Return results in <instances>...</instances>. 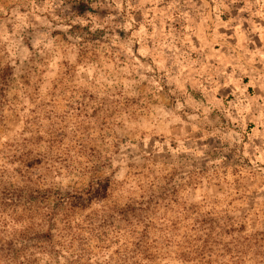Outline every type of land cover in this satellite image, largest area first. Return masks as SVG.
Listing matches in <instances>:
<instances>
[{
  "label": "rangeland",
  "instance_id": "1",
  "mask_svg": "<svg viewBox=\"0 0 264 264\" xmlns=\"http://www.w3.org/2000/svg\"><path fill=\"white\" fill-rule=\"evenodd\" d=\"M9 190L31 264H264V0H0Z\"/></svg>",
  "mask_w": 264,
  "mask_h": 264
},
{
  "label": "trees",
  "instance_id": "2",
  "mask_svg": "<svg viewBox=\"0 0 264 264\" xmlns=\"http://www.w3.org/2000/svg\"><path fill=\"white\" fill-rule=\"evenodd\" d=\"M73 8H74V11L76 12V14L78 16L82 15L86 11H91V12L93 11L91 7H89V6H87V5L83 4V3H80V2H78L76 4V6H73ZM3 195H4L5 198L3 197ZM3 195H0V199L2 201H5L7 203L8 202H12V203L15 202V195L10 190H9V192L4 191ZM55 215H56V212H54V211L50 215H48V219L47 220L51 221V223H50L51 228H55L56 227V226H54V225H56V223H55ZM118 215L119 214H116V212L115 213L109 212L108 214H106V215H104V216H102L100 218L96 217L95 218L96 220H100L101 221L99 225H97L95 223V221L93 220V217H91L89 215H87L85 217L86 218L85 221L90 226L93 225L92 221H94L95 227L97 229H99L100 233L107 232L111 228H113L112 232H115V231H117L118 227H116V226L119 225L118 222L120 220ZM70 217H71V215L67 214L68 225L70 224ZM73 221L77 222V225H78L77 229L78 230L82 229V227L79 226L80 224H82L79 219H74ZM82 222L85 223L84 220H82ZM39 225H41V224L38 223L37 225L33 224V225L29 226V227H25L24 230H23L25 232L23 234H21L19 236V238H13L10 242H8L6 244L0 242V258L4 257V256L8 257V259H9V263L8 264H31L28 260H24V259L21 260L20 259L21 255H22L21 251H23V247H21L22 242H24L25 240L26 241H30L33 238H36V239L48 238L49 240H51L52 237H53L52 230H49L48 232H43L41 230V228L36 230L34 226L37 227ZM96 228H94V231H93L95 233L97 231ZM123 228L126 229L125 227H123ZM129 233L132 234V232H129ZM70 235H72V233L68 232L67 236H70ZM74 235L75 234H73L71 238H74ZM108 235L109 234H107V236ZM139 245H141V244L140 243L138 244V247H139V250H140V246ZM26 249L28 250L29 247L27 246ZM143 249H144V252H148V250H149L148 248H144V246H143ZM139 252L140 251H138L137 254ZM150 256H151V254L149 256H146V257L150 258Z\"/></svg>",
  "mask_w": 264,
  "mask_h": 264
}]
</instances>
